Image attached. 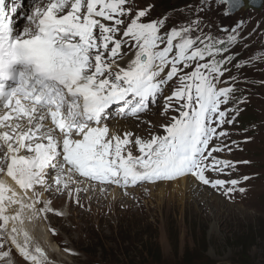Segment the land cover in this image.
Segmentation results:
<instances>
[{"label":"snow or ice","instance_id":"snow-or-ice-1","mask_svg":"<svg viewBox=\"0 0 264 264\" xmlns=\"http://www.w3.org/2000/svg\"><path fill=\"white\" fill-rule=\"evenodd\" d=\"M211 2L202 0L196 11ZM5 3L0 0V173L6 168L20 189L34 191L37 199L28 207L44 193L67 190L71 197L73 174L121 188L185 179L229 199L245 192L240 185L249 177L233 173L247 161L227 158L236 142L225 127L235 125L244 100L235 94V76L222 79L236 58L228 55L236 35L229 34L227 42L205 35L198 16L162 31L165 21L144 22L149 10L137 11L134 0H39L14 35L12 17L23 13L24 0H12L7 10ZM215 3L226 6L227 17L257 0ZM243 26L237 22L231 33ZM161 98L163 133L153 134L150 124L147 139L131 140L130 131L123 138L109 135L106 121L113 113L150 123L140 114ZM130 143L139 155L125 154ZM17 204L15 215L5 214ZM50 205L51 200L36 211H52ZM25 206L0 183V249L7 243L31 264H43L29 253L26 233L20 243L15 223L8 231ZM35 251L41 254L39 247ZM9 257L10 251H0V261L12 264Z\"/></svg>","mask_w":264,"mask_h":264},{"label":"rangeland","instance_id":"rangeland-1","mask_svg":"<svg viewBox=\"0 0 264 264\" xmlns=\"http://www.w3.org/2000/svg\"><path fill=\"white\" fill-rule=\"evenodd\" d=\"M134 3L137 11L148 8L149 14L142 18L144 22L153 19L164 20L166 27L162 31H170L182 22L190 23L198 16L205 35L212 34L226 42L229 34L237 36L238 43L229 46L228 55L236 57L229 75L237 78L234 83L237 89L235 94L242 98L244 103L240 105L235 125L225 127L230 130L231 138L236 142L232 154L227 158L235 162L247 161L237 163V171L233 173V178L249 177L240 185L245 187V192L236 193L229 199L207 186L195 183L210 191L200 195L211 201L208 204L201 199L187 202L185 193H181L180 188L173 184L175 181L120 188L118 185L100 184L73 174V180L77 182L69 185L71 197L67 190L63 195L53 192L44 193L39 197L44 204L48 201L45 200L46 196L50 195V207L57 210L47 212L48 221L43 220L38 213L40 211L34 215V227L28 236L32 245H29L28 251L37 255L35 243L39 240L44 243L43 251H50L49 254L54 255L49 260L45 259L49 264H106L102 263V256H114L116 249L118 256V252L129 249V241H142L144 246H152L159 251L160 258L156 264H264V0L260 10L248 9L227 17L223 15L226 6L217 5L215 0L199 12L196 10L201 7L202 0H134ZM30 5L24 6L25 9ZM174 15L179 17L181 22H178ZM237 22H243L244 26L236 33H231ZM222 28L229 29V32H221ZM246 63H251L252 68L240 70ZM237 64L241 67L237 68ZM166 94H170V89L166 90ZM115 107L114 105L113 109ZM156 108H159L157 113ZM150 109L149 113L140 114L142 120L148 122L155 114L161 124L167 122L166 118L160 115L163 110V98L157 105H151ZM109 112L112 113L113 110L109 109ZM169 115L178 116V113L170 112ZM118 120H131L136 123L137 130L144 131H148L151 124L142 123L132 117L122 118L114 113L106 123ZM159 125L157 131L163 133ZM108 127L110 129L111 126ZM151 131L154 132L153 128ZM116 133H121L120 129H116ZM242 133H251L254 141L250 139V134ZM109 135H112L111 129ZM137 136L140 137L133 133L130 139L134 140ZM147 138L149 136L143 139ZM246 140L248 141L245 143ZM133 145L130 143L125 146V154ZM159 183H167L169 186L158 189ZM99 186L104 188L95 190ZM110 188L120 192L116 191L118 197L111 193ZM77 189L80 191L77 192ZM73 190H76V193ZM41 191L37 186L35 193ZM30 194L31 198L37 199L32 189ZM98 194L102 201L100 205L94 203L92 206H84L76 201V198L88 197L96 201ZM118 202L121 203L117 204ZM2 232L3 227L0 226V233ZM38 232L46 239L42 236L40 238ZM120 233L124 235L122 238L119 237ZM20 241L23 243L24 238L19 239ZM41 243L37 242L39 246ZM10 247L22 257L15 246ZM6 248L16 256L8 246ZM137 248L140 252L141 248ZM152 253H156V250ZM15 256L11 255V259L14 264H18ZM128 260L129 264H135L137 261L130 258ZM26 261L31 264L30 260ZM140 261L139 264H151L149 258L142 253ZM123 262L125 263V260Z\"/></svg>","mask_w":264,"mask_h":264},{"label":"bare ground","instance_id":"bare-ground-1","mask_svg":"<svg viewBox=\"0 0 264 264\" xmlns=\"http://www.w3.org/2000/svg\"><path fill=\"white\" fill-rule=\"evenodd\" d=\"M27 0H24V6L26 7L27 6V2H26ZM29 1V0H28ZM11 7V4L10 5H8V8L7 9H9ZM25 7L23 8V9H25ZM241 11H243V9H241V10H239V11H237V13L238 12H241ZM236 13V12H235ZM235 13H233L232 15H234ZM9 15H11V13L9 12L8 13ZM20 14V12H18L15 16H13L12 17V21L14 22V24H18L19 23V21H20V18L18 17V15ZM106 23H110V22H106ZM28 24V22L27 23H25L24 25L26 26ZM121 63H123V62H121ZM159 109V108H158ZM157 108L155 109V113H157L159 110H158ZM145 118V117H144ZM144 120V119H143ZM147 120V119H146ZM145 121V120H144ZM148 122H150L152 125H155V127H153V133H155L156 132V134H161L160 132H158L157 131V126L159 125V124H161V122L158 120V118H157V116H155V114H154V116H151L150 118H149V120H148ZM109 126H111L110 127V129H111V133L113 134V132H115L116 133V129H120V131H121V133H116V134H118V135H120L121 137H123L122 135L123 134H125V132H132V133H135L136 135H140V137H143V138H145V137H148L149 135V132L148 131H144V130H137L136 129V123L135 122H133V121H131V120H127L126 122H124V121H122V122H120L119 120L118 121H112V122H109V124H108ZM230 131V130H229ZM119 132V131H118ZM21 154H23V153H21ZM0 183H3L7 188H10V189H12L14 192H16V194H17V196L19 197V198H21L22 200H23V202L25 203V208L23 209V211H22V214H21V218H20V220H18V221H10V223H9V225H10V227H12V224L13 223H15V225L17 226V228L18 229H20V235H19V238H24V234L26 233L27 234V236H29V234H30V232H32V227H34V226H32V223H33V217H34V213H33V215H32V213H31V208L30 207H28V200H27V196H26V192H25V190H23V189H20L19 188V186L18 185H16V183H15V181H13L10 177H7L6 176V168H5V172H3V173H0ZM173 184H175L176 185V187L177 188H180V192L182 193V192H184L185 193V198H186V201L187 202H189V201H196V200H199V199H201V200H204V202L205 203H210V199H208V198H206L205 196H203V197H201V195L204 193V192H210V191H208L207 189H204L203 187H200V186H198V185H195V183H193V184H189V182L187 181V180H185V179H180L178 182L177 181H175V182H173ZM159 188L158 189H160L161 187H163V188H165V186H169V184H167V183H159ZM96 187V186H95ZM102 188H104V187H97V188H95V190L96 189H99V190H102ZM121 188V187H120ZM176 188V189H177ZM108 189H109V187H108ZM111 189V188H110ZM73 191H75V193H76V190H73ZM117 191V190H116ZM116 191H114V189L112 188L111 189V193L113 194V195H116L117 197H118V195L119 194H116L117 192ZM132 192V191H131ZM118 193H120V192H118ZM128 194V193H127ZM160 194H162V193H160ZM201 194V195H200ZM7 195V194H6ZM32 196V195H31ZM49 196L50 195H47L46 196V198H45V200L47 199L48 201L50 200V198H49ZM81 196V195H80ZM100 194H98V195H96V201H93L90 197H88V199H83V198H76V201H77V199H78V204H81V205H84V206H88V205H91L92 206V204H94V203H97V204H101V199H100ZM120 197H121V195H120ZM214 197V196H213ZM217 199V198H216ZM74 200V199H73ZM200 201V200H199ZM121 202H118L117 204H120ZM42 202H40V206L42 207ZM20 210V205L19 204H17V205H8L7 206V212L5 213V214H8V215H15V212L16 211H19ZM41 215H42V218H43V220L45 221L46 219H48V214H47V212H45V211H43L42 210V212H41ZM35 221V220H34ZM46 221H48V220H46ZM0 222H2V221H0ZM2 224H3V222H2ZM34 224V223H33ZM43 233V232H42ZM35 235H37V234H35ZM38 235L40 236V238H41V236L43 237V238H45V236L44 235H41L39 232H38ZM46 239V238H45ZM19 240V239H18ZM31 240H33V239H31ZM43 240V239H42ZM39 241V240H38ZM40 241H41V239H40ZM21 242V241H20ZM30 242V241H29ZM22 243V242H21ZM38 243H41V242H38ZM43 243V242H42ZM41 243V244H42ZM44 244V243H43ZM29 245H30V243H29ZM32 245V244H31ZM30 245V246H31ZM6 246H8L7 244H5V246H4V248L3 249H0V251H5V250H7V248H6ZM30 248V247H29ZM28 248V249H29ZM33 248V247H32ZM16 249V248H15ZM11 253V255L14 257L15 255L12 253V252H10ZM15 258H16V260H17V262H18V264H26L25 263V261L24 260H22V259H18L16 256H15ZM9 259H10V257H9ZM19 262H21V263H19ZM0 264H6V262L5 261H0Z\"/></svg>","mask_w":264,"mask_h":264},{"label":"trees","instance_id":"trees-1","mask_svg":"<svg viewBox=\"0 0 264 264\" xmlns=\"http://www.w3.org/2000/svg\"><path fill=\"white\" fill-rule=\"evenodd\" d=\"M121 236H124L122 233H120L119 237L122 238ZM124 239L122 240L123 244H124ZM129 240V239H127ZM129 249L127 248V251H123L122 252H118V256L117 255V249H116V252L114 253V256L113 254H108L107 256H102L101 258V261L102 263H106V264H129V261L128 258H130L131 260H137L135 262V264H139L141 261H140V258H141V253L146 255L147 258H149L151 264L154 263H158V259L160 258V253L159 251L157 250V248H153L152 246L151 247H146L144 246V243L142 241L140 242H134V241H129ZM141 248V251L139 252V249L137 248ZM143 248L145 249V251H143ZM156 250V253H152L153 251L155 252ZM249 250V249H248ZM156 254V255H155ZM248 254V252H247ZM157 255H159V257L157 258ZM123 260H125V263L123 262ZM249 264V263H247Z\"/></svg>","mask_w":264,"mask_h":264},{"label":"clouds","instance_id":"clouds-1","mask_svg":"<svg viewBox=\"0 0 264 264\" xmlns=\"http://www.w3.org/2000/svg\"><path fill=\"white\" fill-rule=\"evenodd\" d=\"M3 114V111H0V115H2ZM0 131H2V129H0ZM30 190L31 189H29L27 192H26V196H27V200H28V204L29 205H32L33 204V202L35 201V199L34 198H31V194H30ZM41 202H42V200H40ZM43 203V202H42ZM41 209V206H40V203H36L35 204V207L34 208H31V213H32V215H33V213H34V215L38 212V211H35L36 209ZM53 210H57V209H53ZM52 210V211H53ZM41 212H42V210H40V212H38L39 214H40V216H42L41 215ZM34 219H35V216L33 217V221H34ZM0 226L1 227H3V224H2V222H0ZM51 227V226H50ZM8 229L10 230L11 229V227H10V225H8ZM51 231V230H50ZM30 233H32V232H30ZM30 235V234H29ZM37 242H39V241H37ZM37 242L35 243V245H36V248L37 247H39V249L41 250V254H37L38 255V257H41V258H43L44 260L45 259H47V260H49V258H52V257H54V255H50L49 253H51L50 251H48V252H45V251H43V243H42V245L41 246H39L38 244H37ZM7 244V243H6ZM8 245V247H9V249L11 250V251H13L15 254H16V257L18 258V259H22V260H24L27 264H30L28 261H26L24 258H22V257H20L19 256V254L14 250V249H12L11 247H10V245L9 244H7ZM10 260L12 261V264H14L13 263V260L11 259V253H10ZM47 263V262H46ZM47 264H49V263H47Z\"/></svg>","mask_w":264,"mask_h":264},{"label":"water","instance_id":"water-1","mask_svg":"<svg viewBox=\"0 0 264 264\" xmlns=\"http://www.w3.org/2000/svg\"><path fill=\"white\" fill-rule=\"evenodd\" d=\"M262 1L263 0H257V3H256L255 6H246L243 9L252 8V9H255V10H259L261 8V6H262Z\"/></svg>","mask_w":264,"mask_h":264}]
</instances>
